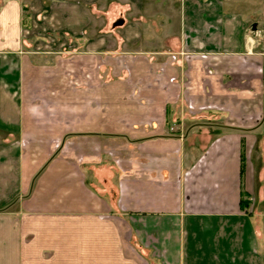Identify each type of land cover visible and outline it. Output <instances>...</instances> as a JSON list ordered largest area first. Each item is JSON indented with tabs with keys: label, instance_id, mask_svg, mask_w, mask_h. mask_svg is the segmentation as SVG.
<instances>
[{
	"label": "crops",
	"instance_id": "obj_1",
	"mask_svg": "<svg viewBox=\"0 0 264 264\" xmlns=\"http://www.w3.org/2000/svg\"><path fill=\"white\" fill-rule=\"evenodd\" d=\"M100 1L0 0V264H264V52Z\"/></svg>",
	"mask_w": 264,
	"mask_h": 264
},
{
	"label": "rangeland",
	"instance_id": "obj_2",
	"mask_svg": "<svg viewBox=\"0 0 264 264\" xmlns=\"http://www.w3.org/2000/svg\"><path fill=\"white\" fill-rule=\"evenodd\" d=\"M105 1L108 0H101L100 2H98V6L102 7L100 9H103ZM125 1L129 2V0H125ZM184 1L186 8L190 7L189 3L193 2V0H184ZM212 1L213 2L210 5V7L216 9L215 11L217 13V18H218L217 25L219 30L216 33H214L216 35H213L212 39H208L207 42L209 40L215 41L217 38V42L219 43L220 36L221 37L226 36L225 35L226 31H224L225 29L228 30L229 32V30L231 29L232 31H234L233 29L239 28L242 36H245L246 38L249 37L252 39V43L254 45L255 50L264 52V0H212ZM182 2L183 0H170L169 10L171 12V18H169V22L170 25H172L174 28L175 25L178 24L177 15L174 13L181 11ZM151 6L155 7L154 11L156 12L161 11V9L158 7L156 3ZM211 13H214V11H211ZM107 14L108 13L100 14V15L106 16ZM133 14L135 15L137 13L134 10L131 12V9L127 11V15L129 18ZM115 17H117V15ZM113 19H114L113 16L112 18L105 19L106 24L104 25H106V27H110ZM103 21L104 19L103 20L101 18L99 19L100 24H102ZM253 22L256 23V26L254 30H251V25ZM222 26L225 29L219 28ZM226 37H228V42H225L224 45L226 44L230 46L233 45L232 40L234 41V39H231L229 36ZM170 132L174 133V131H170Z\"/></svg>",
	"mask_w": 264,
	"mask_h": 264
},
{
	"label": "water",
	"instance_id": "obj_3",
	"mask_svg": "<svg viewBox=\"0 0 264 264\" xmlns=\"http://www.w3.org/2000/svg\"><path fill=\"white\" fill-rule=\"evenodd\" d=\"M255 26H256V23L253 22L252 25H251V30H254L255 29Z\"/></svg>",
	"mask_w": 264,
	"mask_h": 264
}]
</instances>
